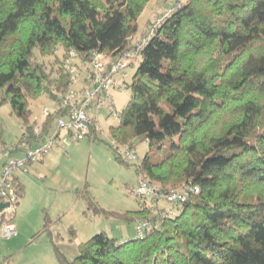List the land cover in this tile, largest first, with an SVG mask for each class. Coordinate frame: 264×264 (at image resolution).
Segmentation results:
<instances>
[{"label":"trees","instance_id":"16d2710c","mask_svg":"<svg viewBox=\"0 0 264 264\" xmlns=\"http://www.w3.org/2000/svg\"><path fill=\"white\" fill-rule=\"evenodd\" d=\"M149 1L0 0V105L9 103L20 119L17 143L36 144L62 115L71 52L79 64L93 53L114 58L134 49ZM174 2L141 33L128 65L137 60L136 67L129 82L123 78L130 98L107 144L129 164L110 140L133 149L146 142L137 175L160 192L180 190L184 201H140L118 215L136 228L150 222L141 236L100 231L71 259L55 246L58 264H264V0ZM40 95L56 103L41 124L29 109ZM96 138L93 130L89 140ZM1 150L18 151L2 142ZM80 194L95 213L108 214L86 189Z\"/></svg>","mask_w":264,"mask_h":264},{"label":"rangeland","instance_id":"374dc122","mask_svg":"<svg viewBox=\"0 0 264 264\" xmlns=\"http://www.w3.org/2000/svg\"><path fill=\"white\" fill-rule=\"evenodd\" d=\"M174 1H149L137 20L135 42H140L143 30H149L151 23L173 6ZM61 53L59 48L57 54ZM43 60L52 62L53 57ZM136 64L137 60L126 67L125 82L130 81ZM115 77L120 79L122 75ZM78 82L76 88L80 87L81 81ZM111 95L115 109L121 111L130 98V89H113ZM29 109L30 118L41 124L48 114L55 111L56 103L46 95H40L29 101ZM46 110L49 111L47 115L44 114ZM96 120L98 129L94 141L86 137L65 149L58 148V153L53 149L48 159L45 160L49 154L32 163L27 172H21L19 176L24 194L15 208L13 222L16 233L0 237V264H58L55 246L71 259L78 253V244L100 231L118 239L135 237L136 222L118 214L136 211L140 207V198L130 190L138 186L135 163L143 157L147 144L136 143L135 161L128 160L129 164L120 162L107 144L110 127L116 126L118 119L108 115L107 107H102ZM0 125V143L11 147L19 140L23 127L9 103L0 105ZM13 155L19 156L21 152ZM83 189L108 214L95 213L89 208L86 198L80 194ZM158 204L170 207V203L163 199ZM47 221L49 231L44 230Z\"/></svg>","mask_w":264,"mask_h":264},{"label":"built area","instance_id":"2783aa9c","mask_svg":"<svg viewBox=\"0 0 264 264\" xmlns=\"http://www.w3.org/2000/svg\"><path fill=\"white\" fill-rule=\"evenodd\" d=\"M141 42H144V39L140 43L137 42L134 49L114 58L93 53L87 63L76 64L74 53L71 52L70 58L66 61V67L71 73L70 89L66 95L59 94V98L62 99V115L56 119L50 130L42 134L36 144L23 141L14 143L12 147H16L21 155L9 156L5 150L0 151V157L5 156L0 158L3 159L0 161V204H7L0 208V237H10L16 233L13 218L19 196L14 185L15 174L27 172L32 163L43 160L53 149H65L71 143L82 141L86 137L93 139V130L98 129L96 117L100 108L107 107L108 115L118 119L119 111L114 107L111 91L125 88L124 71L136 57ZM117 74H121L122 77L116 78ZM78 81H81V84L76 88ZM48 113L46 110L44 114ZM41 130L40 126L34 128L36 134H40ZM110 142L127 160H136L133 148L114 140ZM131 192L140 198L141 202L152 198L165 199L169 202L184 201V194L180 190L160 192L158 186L150 185L141 174L138 175V186L132 188ZM148 226V221H139L136 235L141 236Z\"/></svg>","mask_w":264,"mask_h":264},{"label":"crops","instance_id":"0c3cea01","mask_svg":"<svg viewBox=\"0 0 264 264\" xmlns=\"http://www.w3.org/2000/svg\"><path fill=\"white\" fill-rule=\"evenodd\" d=\"M73 143H74V142H73ZM58 151H59V150L57 149V150H55L54 152H55V153H58ZM64 151H65V150H64ZM49 156H50V154L45 158V160L48 159ZM42 162H43V161H42ZM20 174H22V173H18V174H17L19 180H20V176H19ZM18 203H19V201H18Z\"/></svg>","mask_w":264,"mask_h":264},{"label":"water","instance_id":"95a60500","mask_svg":"<svg viewBox=\"0 0 264 264\" xmlns=\"http://www.w3.org/2000/svg\"><path fill=\"white\" fill-rule=\"evenodd\" d=\"M7 206V204H0V208Z\"/></svg>","mask_w":264,"mask_h":264}]
</instances>
